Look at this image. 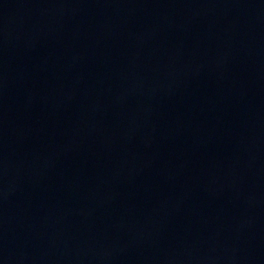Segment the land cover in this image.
<instances>
[{
	"label": "water",
	"instance_id": "95a60500",
	"mask_svg": "<svg viewBox=\"0 0 264 264\" xmlns=\"http://www.w3.org/2000/svg\"><path fill=\"white\" fill-rule=\"evenodd\" d=\"M0 264H264V0H0Z\"/></svg>",
	"mask_w": 264,
	"mask_h": 264
}]
</instances>
